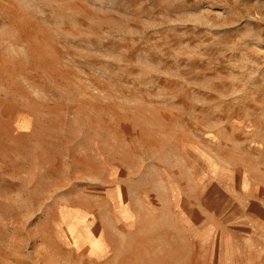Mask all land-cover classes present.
Here are the masks:
<instances>
[{"label":"rangeland","instance_id":"rangeland-1","mask_svg":"<svg viewBox=\"0 0 264 264\" xmlns=\"http://www.w3.org/2000/svg\"><path fill=\"white\" fill-rule=\"evenodd\" d=\"M0 264H264V0H0Z\"/></svg>","mask_w":264,"mask_h":264}]
</instances>
